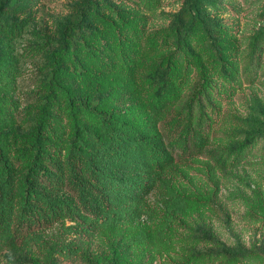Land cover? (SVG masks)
<instances>
[{"label":"trees","instance_id":"16d2710c","mask_svg":"<svg viewBox=\"0 0 264 264\" xmlns=\"http://www.w3.org/2000/svg\"><path fill=\"white\" fill-rule=\"evenodd\" d=\"M132 1L146 8L160 2ZM189 5L187 26L174 21L149 28L144 15L121 13L113 0H84L85 18L66 27L60 47L48 56L51 74L30 144L12 159L0 144V241L6 247L22 245L62 219L84 230L111 231L144 215L153 230L139 225L136 235L143 231L148 242L170 244L177 222L209 205L202 193L182 190L165 174L211 152L206 147L224 103L254 79L264 34L252 37L243 54L233 26L219 17L226 11L221 3ZM67 61L71 73L96 83L102 104L83 99L63 82ZM1 63L0 55V71L7 72ZM142 64L148 75L137 80L145 87L141 101L104 106L121 95L122 86H136ZM61 148L63 160L56 155ZM252 148L253 143H240L233 161L218 151L209 157L217 168L234 167L246 162ZM157 188L164 191L159 210L145 198Z\"/></svg>","mask_w":264,"mask_h":264},{"label":"rangeland","instance_id":"374dc122","mask_svg":"<svg viewBox=\"0 0 264 264\" xmlns=\"http://www.w3.org/2000/svg\"><path fill=\"white\" fill-rule=\"evenodd\" d=\"M217 1L226 10L219 17L233 26L245 54L252 37L264 34V0ZM113 2L121 13L144 15L141 21L149 28L191 22L190 0H160L151 8L132 0ZM83 5L84 0H0V55L8 70L0 71V144L13 153L10 159L30 144L51 74L48 56L60 47L66 27L85 18ZM64 66L63 82L83 99L102 104L96 83L71 73L70 62ZM146 66L141 65L135 82L148 75ZM119 89L121 95L104 106L132 107L145 94L139 82ZM217 126L209 151L229 154L233 161L240 143H253V148L246 162L234 167L217 168L206 150L198 160L179 162L165 174L182 190L202 193L209 200L208 206L177 222L171 245L148 242L143 231L136 235L139 225L153 230L147 215L111 231L84 230L62 219L36 230V237L17 247L0 241V264H264V46L254 79L244 81L224 103ZM64 154V148L56 151L59 160ZM163 192L157 188L145 197L151 207L160 209Z\"/></svg>","mask_w":264,"mask_h":264}]
</instances>
